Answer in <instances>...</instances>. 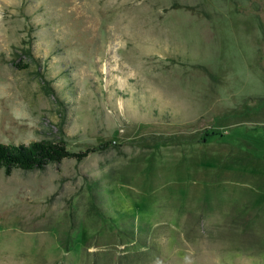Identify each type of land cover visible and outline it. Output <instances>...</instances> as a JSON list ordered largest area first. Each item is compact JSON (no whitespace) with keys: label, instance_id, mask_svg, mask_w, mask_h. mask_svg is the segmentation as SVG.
<instances>
[{"label":"rangeland","instance_id":"374dc122","mask_svg":"<svg viewBox=\"0 0 264 264\" xmlns=\"http://www.w3.org/2000/svg\"><path fill=\"white\" fill-rule=\"evenodd\" d=\"M0 264H264V0H0Z\"/></svg>","mask_w":264,"mask_h":264},{"label":"trees","instance_id":"16d2710c","mask_svg":"<svg viewBox=\"0 0 264 264\" xmlns=\"http://www.w3.org/2000/svg\"><path fill=\"white\" fill-rule=\"evenodd\" d=\"M88 152L76 153L68 149L64 139L59 141L39 140L29 144L0 143V169L8 175L13 169L36 170L44 169L51 163H60L64 159L83 160Z\"/></svg>","mask_w":264,"mask_h":264}]
</instances>
